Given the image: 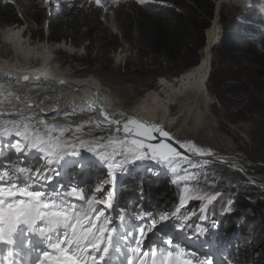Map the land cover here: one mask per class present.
<instances>
[{"label": "rangeland", "instance_id": "374dc122", "mask_svg": "<svg viewBox=\"0 0 264 264\" xmlns=\"http://www.w3.org/2000/svg\"><path fill=\"white\" fill-rule=\"evenodd\" d=\"M7 1L15 8L19 18L21 17L20 19L24 22L22 26L3 25L0 22V32L6 28L16 29L21 33L22 42L26 46L45 43L56 48L66 47L70 49L72 52L60 49L51 56L56 61L67 64L69 70L76 72L78 76L96 77L95 79L102 83L104 89H108L113 97H116L121 103L120 109L122 112L115 113L116 118L119 120L123 119L120 118L121 116L124 118L131 117L132 109L134 110V106L138 102H143L142 100L148 91H159L161 85L169 82L175 83L182 72L189 69L187 67L189 64L192 62L195 65L198 64L197 61L199 62L200 53L203 50H196L195 54L192 53L182 62L171 64L160 57L146 54L140 49L135 30L129 36L131 42H125L121 34L126 32V35H129L125 29L126 19L133 17L135 6L138 5L137 0H117L116 3H113L112 0H101L103 7L97 6L95 0H48V3H45V0ZM224 2H226L224 4L228 12L235 10L234 15L230 16L231 19L235 18L243 21V19H248V16L255 17V14L258 13L259 16L254 18L253 23L263 24L261 14L254 3H250L248 0H224ZM260 5L264 7V3H260L259 7ZM58 9H60L61 16L67 15V18L70 16V14H66L67 12L75 18L82 15L80 18L82 20L81 24L76 22L69 25L68 20H66L62 28L64 33L61 34L65 38L59 37L60 34L58 33L50 35L48 30L47 19L53 18L54 14L56 15L59 11ZM207 32H209V29L204 32L205 42L207 41ZM244 39L248 40L246 37ZM2 40L3 38L0 35V45L6 43L4 41L2 43ZM206 46L207 43H205L204 48ZM241 46V43L238 42L235 47L239 49ZM195 48L194 37L191 50H195ZM258 51V56L261 58L264 54L262 51ZM259 58L252 59L244 51L229 56L219 49V44L216 47L214 46L205 91L207 93V105L200 107L196 105L194 100L189 98L181 101L180 105H177V102L176 105L172 104L170 114L162 112L170 118H172L171 114L175 115L176 112H181L180 117L183 114L188 116L187 125L189 124V117L197 115L199 123L195 133H192L193 136L192 134L190 136L196 139V145L203 150L211 151L214 155L219 153V155H226L230 160L234 159V163L243 168L245 174L226 165L205 163L201 158L209 157L207 155L199 159L188 157V160L181 161L180 166L175 170L152 160L134 162L138 164V168H136L138 171L143 166L150 167L152 172L159 169V173H163V175H157L155 177L157 179L161 178V180L170 181L171 183L173 180H177L176 184H170L173 193L177 191L183 194L185 186L191 187L193 196L211 195L219 192L221 195L211 204H222V207L217 206L215 208L221 210L222 215H218V218L224 223L230 219L231 214L243 215L250 213L249 216H243L236 220L248 230L241 237V239H244L242 241H245L243 247L246 250L252 238L264 237V218L256 214L258 211L264 213V187L256 182V179L264 180V61L259 63ZM156 98L159 100V96H156ZM71 112L65 111V114H63V118H67L63 129L69 122L76 125L80 120L79 115L70 117ZM86 113L90 114V110ZM135 117L137 116L135 115ZM137 118L139 119V117ZM156 124L164 125L168 123ZM172 125V127H175V123H172ZM89 127L90 123H86L84 128L69 127L70 129L64 131L56 130L51 135L59 136L63 140H71L77 147H79L80 140L107 143L105 141L108 137L106 132L97 134L96 131L92 132L91 127ZM207 136H209L208 140L213 141L205 142ZM178 140L186 142L185 139ZM117 149L119 150V147ZM107 150L112 151L111 148ZM80 151L86 159L87 154L92 156L90 163L85 168H79L84 170L83 173L86 175L91 168V163L95 161L97 163L99 158L88 153L85 149H80ZM186 154L195 155L192 153ZM213 154L210 156H213ZM195 156L198 157V155ZM70 158L68 157L69 160ZM121 159L122 157H117L118 161ZM53 166L55 167V165ZM104 166L109 173L108 166L106 164ZM139 166L142 167L139 168ZM77 168L73 167L71 169L75 171ZM133 170L135 171V169ZM119 174L118 171L117 177ZM241 174L246 176L245 181L240 178ZM141 177L143 176L139 178ZM185 177L194 178L186 180ZM117 179L119 180V178ZM53 186H55V183ZM230 201L231 203H229ZM189 202L194 204L207 203L206 200L191 199L186 204ZM254 220L255 222H263V231L255 229ZM231 225L235 226L233 223ZM172 230H175V228ZM247 232L250 235L246 237ZM149 235L151 236V239L147 241L149 246L153 244L161 245L159 235ZM198 240L199 237L197 238V236L192 239L196 243L199 242ZM202 246L203 249H209V244H203ZM252 247H254V244ZM203 255L201 258H203ZM214 258L215 264H226L225 261L219 260L218 256Z\"/></svg>", "mask_w": 264, "mask_h": 264}, {"label": "snow or ice", "instance_id": "6c2138e0", "mask_svg": "<svg viewBox=\"0 0 264 264\" xmlns=\"http://www.w3.org/2000/svg\"><path fill=\"white\" fill-rule=\"evenodd\" d=\"M112 2L116 3L117 0ZM137 2L143 4L146 0ZM95 3L103 7L101 0H95ZM28 79L27 76L23 77L24 81ZM100 115L108 124L117 125V134L121 132L120 120L110 118L103 110ZM33 120L34 117L27 116L5 121L2 129L3 137L17 138L7 147L21 155H31L35 151L41 154L40 158L48 167L32 170L13 166L6 169L0 164V264H113L114 253L119 254L120 264H215V258L210 254L197 258L176 244L174 238L165 236L161 229L166 227L164 222L170 217L161 216L159 220L152 219L150 224L146 222L143 226L129 228L125 223L124 209L119 208V215L115 218L120 222L117 225L114 217L106 214V210H116L118 207L115 188H97L96 192L106 191L103 199L96 196L88 198L84 187L68 174V169L84 168L89 163L80 149L97 156L108 166L109 182L113 185L118 178L117 172L127 171L126 166L136 161L152 160L175 170L181 161L188 160V156L170 143L175 138L163 127L130 118L123 122L122 139H109L107 143L80 140L77 147L71 140L51 135L57 130L55 125L48 126L44 119H39L33 125ZM40 125L44 127L40 128ZM156 133L164 139L152 143ZM176 143L185 153L212 155L211 151L203 150L191 141L176 140ZM108 148L112 151L109 152ZM68 157L74 159L69 160ZM117 157L122 159L118 161ZM25 173L27 181L21 183L20 177ZM62 176L63 180H56ZM177 182L172 181L173 184ZM220 195L217 192L193 196L191 187L185 186L179 204L183 207L191 199L206 200L211 204ZM85 199L87 207L75 203ZM180 207L172 216H176ZM147 215L144 213L137 219L145 220ZM200 219L205 217L201 216ZM182 227L177 225L176 231ZM149 234L159 235L161 245L149 246ZM133 242L135 246H132Z\"/></svg>", "mask_w": 264, "mask_h": 264}, {"label": "bare ground", "instance_id": "6f19581e", "mask_svg": "<svg viewBox=\"0 0 264 264\" xmlns=\"http://www.w3.org/2000/svg\"><path fill=\"white\" fill-rule=\"evenodd\" d=\"M220 6V1H217L215 16L212 20L211 26L208 28V34L206 33L207 46L206 48H203L200 53L199 64L194 68L182 72L181 75L179 74L180 76L175 83H165L161 85L159 91H148L145 94L144 99L142 98L143 102H138V104L134 106V110L132 109L130 114L131 117L124 118L119 115L121 116L120 118H123L120 120L121 129L123 127V122L130 118L138 119L137 117H139L141 121L149 124L167 122L170 125H158L163 127L164 130L168 131L175 138L173 140L174 142L178 139H185L186 141H191L196 144V139L190 136L193 132L195 133V130L197 129L199 123V117L197 115L189 117L190 120L187 125L186 121L188 116L183 114L180 117L181 112H176L175 115L171 114L172 118L163 113L170 114L172 104L176 105L175 103L177 102V105H180L181 101H185L189 98L194 100L196 105L200 107H205L207 105L208 100L205 91L208 74L211 69L212 50L215 44L219 41L221 35L220 25L218 26L217 22L218 10L221 11ZM0 35L3 38L2 43L3 41L6 42L4 45H0V135H2L5 121L20 120L22 117L32 116L34 117V120L31 121L33 125H35L36 121L39 119H44L48 126L51 127L52 125H55L57 131H64L65 129H70L69 127L84 128L86 123H90L92 132L96 131L97 134L106 132L108 135L105 140L106 142H108L109 139H122L120 137L112 138L110 127L106 126L107 123L97 114L92 113L89 109V105L92 104L90 95L97 92L102 94L104 98L103 105L110 116H112V112L114 111H116L117 114L122 112L119 100L116 99V97H113L108 89L105 90L102 83L95 79L96 77L78 76L76 75V72H72L71 69L69 70V67L66 66L67 64L65 65L56 61L51 56L52 54H55L57 50L62 49L70 52V49H67L66 47L56 48L45 43L26 46L22 42L21 33L13 28L2 30ZM4 75H9L11 77L8 76L9 79H5ZM24 76L29 77V79L24 81ZM60 85L63 86L58 87ZM70 88H74L76 91L71 92ZM156 96H159V100ZM29 105H31V107H29ZM89 110L90 114H87L86 112ZM65 111H72L70 117L79 115L80 120L76 125H72L69 122L65 129H63L64 123L67 121V118H63ZM135 115L137 117H135ZM113 118H116V116ZM172 123H175V127H172ZM184 123H186V125H184ZM39 127L43 128L44 126L40 125ZM156 134L160 136L159 133ZM208 137L209 136H207L205 142H212L213 140H208ZM32 153L39 154L36 152ZM223 155H219L218 153L215 155L213 154L211 157L232 163L235 162L234 159L230 160L226 155ZM86 156L87 158L89 157L88 155ZM71 159L74 158L71 157L70 160ZM140 167L142 166H139V168ZM126 168L127 170L134 168L136 171L135 177L138 178L140 176H143L141 178H145L150 177V175H163V173H159V169L152 172L148 166H143L141 170L138 171L136 170L138 164L135 163L128 165ZM153 169L154 167L152 170ZM240 178L243 181L246 180V176L243 174L240 175ZM124 181L122 182L125 183L126 181ZM130 182L131 181H127L126 183L129 184ZM256 182H258L261 187H264V180L256 179ZM210 209H212L211 206ZM218 215L221 216L222 212H216L215 217L217 218ZM227 222L231 223L229 220ZM164 223L166 224V227L161 229V231H169L171 226L167 222ZM136 225L142 226L140 222H136ZM242 236L243 235H241V237Z\"/></svg>", "mask_w": 264, "mask_h": 264}, {"label": "trees", "instance_id": "16d2710c", "mask_svg": "<svg viewBox=\"0 0 264 264\" xmlns=\"http://www.w3.org/2000/svg\"><path fill=\"white\" fill-rule=\"evenodd\" d=\"M217 1L218 0H146L145 3H138V5L135 6L132 18L126 19L125 29L128 31L129 35H126V32H122L121 36L125 42H131L129 36L131 32L135 30L137 32L140 49L146 54L160 57L171 64L180 63L192 53L195 54L196 50L199 51L204 48L206 43L204 32L210 27L214 18L215 2ZM248 2L254 3L257 6L263 24L253 23L255 21L254 18H258V13L255 14V17L248 16V19L239 21L235 18H230V16L234 15L235 10H230L228 12L225 4L224 7H221L219 22L221 38L219 49L229 56L244 51L248 57H252L253 59L259 58L258 50L262 51L264 54V7L261 5L259 7V4L264 3V0H248ZM58 10L59 11L56 15L54 14L53 18L47 19L48 30L50 35H56L58 33L60 34L59 37L65 38L61 34L64 33L62 28L66 20H68L67 23L69 25L76 22L81 24L82 20L80 18L82 15L75 18L71 13L67 12L66 14H70L69 18H67V15L61 16L60 9ZM20 18L15 8H13L7 0H0V22L3 23V25L21 26L24 21ZM194 37L196 48L195 50H191ZM244 37L248 40H245ZM238 42L242 45L239 49L235 47ZM259 59V63L264 61V55ZM197 63L199 64L198 61ZM198 64L195 65V63L192 62L187 67L191 69L192 66V68H194ZM4 162H10L13 166L21 167H25L26 164H32L29 161L20 162L13 154H9V158ZM150 178L151 176L133 180L136 183L142 182L144 188L148 190V198L145 202L148 203V205H153L154 203H160L162 201L165 203L171 202L170 198L177 193L176 190L175 193L172 192L170 186L172 183L170 181H164L163 179L159 181L151 180L150 183ZM134 182L131 181L128 187L131 185L133 188L137 185ZM137 187L141 186L139 185ZM132 200H134V198H132L131 201ZM221 205L220 203L218 205L217 203H213L211 206L212 210L221 212V210L215 208ZM256 214L264 218L263 212L258 211ZM249 215L250 213L243 215L238 213L231 214L229 221L239 227L237 228L231 225V223L225 222L230 228L229 231L231 235L236 238H241V235L246 232L247 228L243 227L236 220ZM262 226V221L255 222V229L258 231H263ZM249 235L250 233L247 232L245 236L247 237ZM243 244L244 242L242 241L238 243V252L235 259L236 264H264L263 236H257L255 239L252 238V240L249 241L247 250L243 247ZM253 244L254 247H252Z\"/></svg>", "mask_w": 264, "mask_h": 264}, {"label": "water", "instance_id": "95a60500", "mask_svg": "<svg viewBox=\"0 0 264 264\" xmlns=\"http://www.w3.org/2000/svg\"><path fill=\"white\" fill-rule=\"evenodd\" d=\"M219 1H220V3H221V6H220V8H221V7L224 5V3H226V2H224V0H218V2H219ZM215 12H216V2H215L214 16H215ZM217 15H218V17H217V18H218V19H217V22L219 23V22H220V10H218ZM219 25H220V24H219ZM220 29H221V28H220ZM220 38H221V35H220ZM220 38H219V41L215 44V47L219 44V42H220ZM209 73H210V72H209ZM8 76H9V75H8ZM8 76H7V75H4V78H5V79H9V77H11V76H9V77H8ZM91 99H92L93 104L89 105V109H90L93 113H96L97 115H99V117H100L103 121H105V120H104V117L100 115L101 110H103V111H104V112H105L110 118L114 119V118H113V115L110 116V115L106 112V109H105V107H104V105H103L104 98H103V96H102L101 93L97 92V93H95V94H92V95H91ZM115 120H118V119H115ZM105 122L107 123L106 126H107V127H110V134H111L112 137H122V138L124 137V133H123L122 129H121V132L118 133V134L115 132V129L117 128V125H115V124H108L107 121H105ZM119 127H120V125H119ZM155 136H156V139L153 140V141H151L152 143H157L159 140L164 139L163 137H160V136H158L157 134H155ZM170 143H172L173 146L176 147L178 151H180V152H181L182 154H184V155H187L188 157L195 158V159H199V158H201V157H197V156H192V155H188V154H186V153L184 152L183 149H180V148H179V144H177V143L174 142V141H170ZM201 159L204 160V161H207V162H209V163H212V164H218V165H226V166H229V167L234 168V169L238 170L239 172L245 174L244 169L241 168L240 166H238V165L235 164V163L228 162V161H223V160H220V159H218V158L211 157V156L206 157V158H201Z\"/></svg>", "mask_w": 264, "mask_h": 264}]
</instances>
